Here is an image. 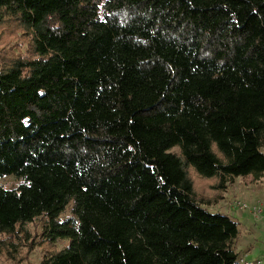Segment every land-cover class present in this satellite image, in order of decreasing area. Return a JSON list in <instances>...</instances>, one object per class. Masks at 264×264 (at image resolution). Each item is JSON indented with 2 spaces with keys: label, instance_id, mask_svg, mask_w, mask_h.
<instances>
[{
  "label": "trees",
  "instance_id": "16d2710c",
  "mask_svg": "<svg viewBox=\"0 0 264 264\" xmlns=\"http://www.w3.org/2000/svg\"><path fill=\"white\" fill-rule=\"evenodd\" d=\"M31 40L0 62V234L41 264H238L217 188L264 178V0H0ZM178 148L179 154L171 150ZM65 214H67L65 216Z\"/></svg>",
  "mask_w": 264,
  "mask_h": 264
},
{
  "label": "rangeland",
  "instance_id": "374dc122",
  "mask_svg": "<svg viewBox=\"0 0 264 264\" xmlns=\"http://www.w3.org/2000/svg\"><path fill=\"white\" fill-rule=\"evenodd\" d=\"M22 32L18 22L12 18H6L0 24V62L4 59L23 60L32 56L31 40ZM171 151L179 154L178 148ZM187 175L192 182L195 197L203 202L210 212L232 214L233 208L238 209L239 202L245 203L250 208L254 204L259 205L255 201L256 191L257 198L262 199L261 204L264 206V178L259 181H254L251 177L235 178L223 189H219L217 179L202 178L191 167L187 169ZM21 185H25V181L21 178L8 176L0 179V186L4 188L14 189ZM253 220L255 219H252L251 223ZM44 225L45 221L38 219L15 229L12 234H0V264H41L44 255L64 249L67 240H57L53 245L44 241L42 237ZM254 227L258 232L253 244L256 252L247 258L264 260V223L255 224Z\"/></svg>",
  "mask_w": 264,
  "mask_h": 264
},
{
  "label": "crops",
  "instance_id": "0c3cea01",
  "mask_svg": "<svg viewBox=\"0 0 264 264\" xmlns=\"http://www.w3.org/2000/svg\"><path fill=\"white\" fill-rule=\"evenodd\" d=\"M255 193V192H254ZM257 191L254 195H256V203H259V205L254 204V206H251L252 208H257L259 210L258 218L255 219L252 217V215L247 211H241L239 209L233 208L232 214H226L228 217H230L233 221L239 223V230H240V237L237 242L236 251L238 254H241V252H244L240 256H248L255 254L256 249L254 248V242L256 233H258L254 228L255 224L258 223H264V206L261 204V198H257ZM253 220V223H251V220ZM255 221V222H254Z\"/></svg>",
  "mask_w": 264,
  "mask_h": 264
},
{
  "label": "built area",
  "instance_id": "2783aa9c",
  "mask_svg": "<svg viewBox=\"0 0 264 264\" xmlns=\"http://www.w3.org/2000/svg\"><path fill=\"white\" fill-rule=\"evenodd\" d=\"M238 209L242 211H248L253 218L257 219L259 210L257 208H250L248 205L245 203H237ZM238 264H264V260L261 259H248L246 255L239 257L238 259Z\"/></svg>",
  "mask_w": 264,
  "mask_h": 264
}]
</instances>
